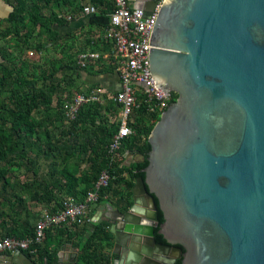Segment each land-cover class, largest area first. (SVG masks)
I'll return each instance as SVG.
<instances>
[{
    "label": "water",
    "instance_id": "95a60500",
    "mask_svg": "<svg viewBox=\"0 0 264 264\" xmlns=\"http://www.w3.org/2000/svg\"><path fill=\"white\" fill-rule=\"evenodd\" d=\"M158 1L146 0V17ZM149 62L156 85L178 98L148 156L133 153L148 164L132 206L101 212L112 264H264V0H163ZM20 257L36 264L23 251L6 260Z\"/></svg>",
    "mask_w": 264,
    "mask_h": 264
},
{
    "label": "trees",
    "instance_id": "16d2710c",
    "mask_svg": "<svg viewBox=\"0 0 264 264\" xmlns=\"http://www.w3.org/2000/svg\"><path fill=\"white\" fill-rule=\"evenodd\" d=\"M4 1L12 11L6 18H0V239L33 235L44 209L56 212L64 208L71 196L84 201L96 190L104 170L112 178L108 186L99 190V200L89 216L94 217L98 208L108 203L127 211L133 204L136 179L145 176L148 161L134 160L127 164L126 152L148 156L149 135L161 113H151L145 102L136 108L130 119L132 133L115 155L109 147L120 127V122L114 119L120 106L108 98V90L102 93L101 100H89L81 105L74 119L68 120L66 116V106L76 93L103 90L99 82L85 89L80 84L73 88L81 75L80 68L89 75L117 74L113 43L105 38L113 0H89L98 12L90 16L87 26L90 32L95 29L99 33L90 42L89 50L96 52L103 43L109 58L101 55L97 64L86 65L78 59V53L85 50L62 58L46 55L58 44L60 32L56 27L77 18L86 3L81 0ZM30 52H36V56H30ZM95 65L99 67L96 71ZM68 69L74 75L67 74ZM177 98L178 94L172 92V102ZM163 220L159 209V223ZM90 222L95 228L86 239L81 258L85 264H112L114 254L103 250V242L111 243L113 238L109 224ZM158 229L159 226L157 239L164 241ZM44 243L39 247L38 257L56 262V253L45 251ZM176 264H181V259Z\"/></svg>",
    "mask_w": 264,
    "mask_h": 264
},
{
    "label": "built area",
    "instance_id": "2783aa9c",
    "mask_svg": "<svg viewBox=\"0 0 264 264\" xmlns=\"http://www.w3.org/2000/svg\"><path fill=\"white\" fill-rule=\"evenodd\" d=\"M162 1H158L153 14L146 17L143 9L134 7L131 0H113L114 8L110 13L105 38L113 43L117 75L121 83L118 91L108 90V98L120 106V127L109 147L114 155L119 153L125 138L132 133L130 119L136 108L145 102L151 113H162L172 103V92H163V89L156 85L149 62L151 32ZM83 12L91 16L98 12V8L86 5ZM30 54L33 55V52ZM99 57L95 52L82 53L79 63L86 65L87 60ZM103 92L106 91L95 89L90 94L76 93L66 106L67 119H74L81 105L89 100H101L100 94ZM111 178V174L104 170L96 183V190L90 192L84 201H78L71 196L66 200L64 208L56 212L44 209L36 222L33 235L27 238L0 239V255L3 252L12 254L23 251L38 256L39 247L45 242L49 229L64 224L83 225L92 221L89 212L99 200V190L108 186Z\"/></svg>",
    "mask_w": 264,
    "mask_h": 264
},
{
    "label": "crops",
    "instance_id": "0c3cea01",
    "mask_svg": "<svg viewBox=\"0 0 264 264\" xmlns=\"http://www.w3.org/2000/svg\"><path fill=\"white\" fill-rule=\"evenodd\" d=\"M81 3H86L87 5H92L89 0H81ZM131 3L134 7L141 8L143 6V3L141 0H131ZM68 8V4H64ZM12 11V7L7 4L4 0H0V18H6L8 14ZM71 18V16H69ZM90 16L85 14L83 11L79 14L77 18H73L69 24L57 26L56 28L60 32L59 36V42L67 45L66 49L63 50L65 53V56L67 54H72L73 52H76L77 50H84L82 45L88 42V46L91 45L90 42H93V39L99 37V33L97 30L89 31V24ZM86 47V46H85ZM69 48V52H68ZM100 50L98 51H92L95 53H98L100 56L103 55L105 58H109V52L105 51L104 44L101 43V46L98 47ZM85 52H79L78 53V59L82 53H91L88 47L85 48ZM73 58V57H72ZM68 60V59H67ZM71 60V59H70ZM97 64V60L91 59L88 60L86 64ZM98 65H95L94 70L96 71L98 69ZM70 70V69H68ZM80 71L84 69H79ZM73 74V71H68L67 74ZM74 75V74H73ZM103 74H91L94 78V80H91V85L93 82H99L100 86L102 82H107L106 88H103V90H110L111 88H115L116 90L121 87V83L119 81V77L116 74V76L113 77L114 74H106L107 76H104ZM78 80V79H77ZM77 80L75 81L76 83ZM111 80V81H110ZM81 84V82L79 83ZM78 84V85H79ZM88 85V86H89ZM76 86V84L74 85ZM87 86V87H88ZM86 87V88H87ZM81 88V86H80ZM102 88V86H101ZM110 88V89H109ZM85 89V88H84ZM98 89V88H96ZM95 90V89H93ZM102 96V94H101ZM138 153L134 151H127L126 152V158L125 163L130 164L132 161L139 159L140 156L133 155ZM138 161V160H137ZM107 207V204L101 205L94 217H92V221L94 222H103L106 216L101 214L102 211H105ZM95 225L91 222L85 223L83 225H71V224H65L64 226H60L58 228L53 229L49 234H47L45 243H44V250L48 251L51 254L56 253V262L51 263L52 261L48 259L47 257L43 258L41 260L38 256H32L31 254H28L30 259L33 260L36 264H57L59 259L62 260V264H73V260L76 259L77 264H85L82 257V250L84 249V245L86 243V239L90 236L91 232L94 230ZM111 245L113 247L112 243H109L107 241L103 242V250L105 253H108L107 246ZM111 251V250H110ZM8 254H11L9 252H3L0 255V264H11L12 262H7L6 257ZM21 260V264H26L27 260L23 257L18 258Z\"/></svg>",
    "mask_w": 264,
    "mask_h": 264
},
{
    "label": "rangeland",
    "instance_id": "374dc122",
    "mask_svg": "<svg viewBox=\"0 0 264 264\" xmlns=\"http://www.w3.org/2000/svg\"><path fill=\"white\" fill-rule=\"evenodd\" d=\"M38 40H40V39H38ZM84 44V43H83ZM66 47H67V45H65L64 44V42L63 43H61V42H59V39H58V44L56 45V47H55V49L54 48H51L48 52H47V57H49V58H51L52 56H57L58 58H62L63 56H65V53L66 52H63V50L64 49H66ZM82 47H83V49L84 50H86L85 48V46L84 45H82ZM88 48H90L89 46H87ZM87 51V50H86ZM68 52H69V48H68ZM29 55L30 56H36V52H35V54H33V55H31L30 53H29ZM71 58H69V60H70ZM92 59H95V58H92ZM91 60V59H90ZM95 60H97V59H95ZM88 61V60H87ZM87 61H86V63H87ZM81 69V68H80ZM69 71H71V70H69ZM80 77H78V80H77V82H81V88H86L89 84H90V82H91V80H94V78L92 77V76H90L89 74H88V72L87 71H85V70H82V71H80ZM106 74H109V73H105V77L107 76ZM109 75H111V74H109ZM114 76H116V74H114L113 75V77ZM95 81V80H94ZM111 81V80H110ZM79 83H76V85L77 84H79ZM107 83V82H106ZM105 82H102V84H101V86H102V88H106V86H107V84H106ZM100 86V87H101ZM73 88H78L77 86H74ZM110 89V88H109ZM116 89L115 88H111L109 91L110 92H113V91H115ZM118 117H119V113L118 114H116V116H115V118L114 119H117L118 120ZM43 168L44 169H46V167L45 166H43ZM108 248H106L107 249V251L108 252H110V250H111V248H112V246L111 245H109V246H107Z\"/></svg>",
    "mask_w": 264,
    "mask_h": 264
},
{
    "label": "flooded vegetation",
    "instance_id": "af4514ba",
    "mask_svg": "<svg viewBox=\"0 0 264 264\" xmlns=\"http://www.w3.org/2000/svg\"><path fill=\"white\" fill-rule=\"evenodd\" d=\"M141 2L143 3V5L145 4V2H146V0H141ZM159 230V229H158ZM156 240L158 241V242H165V240L164 241H161V240H158L157 239V234H156ZM113 250H114V246L111 248V252L113 253ZM119 253H123V249L121 248V249H119ZM116 257H119L118 256V254H114V258L113 259H115ZM174 259V260H173ZM179 259L177 258V257H174V258H172V260H170L169 258H168V260H166V261H161V262H159V264H176L177 263V261H178ZM147 263V262H146Z\"/></svg>",
    "mask_w": 264,
    "mask_h": 264
}]
</instances>
